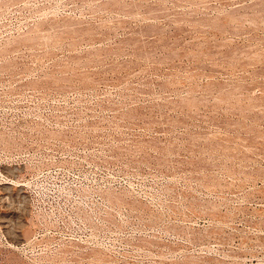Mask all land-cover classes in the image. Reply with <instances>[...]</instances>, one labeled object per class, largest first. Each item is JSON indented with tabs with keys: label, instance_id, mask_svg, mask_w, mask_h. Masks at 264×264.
<instances>
[{
	"label": "rangeland",
	"instance_id": "obj_1",
	"mask_svg": "<svg viewBox=\"0 0 264 264\" xmlns=\"http://www.w3.org/2000/svg\"><path fill=\"white\" fill-rule=\"evenodd\" d=\"M0 264H264V0H0Z\"/></svg>",
	"mask_w": 264,
	"mask_h": 264
},
{
	"label": "bare ground",
	"instance_id": "obj_2",
	"mask_svg": "<svg viewBox=\"0 0 264 264\" xmlns=\"http://www.w3.org/2000/svg\"><path fill=\"white\" fill-rule=\"evenodd\" d=\"M68 23V22H67ZM70 23V22H69ZM67 26V25H66ZM69 26V25H68ZM70 26H71V24H70ZM63 27H65V26H63ZM64 29V28H63ZM67 29V28H66Z\"/></svg>",
	"mask_w": 264,
	"mask_h": 264
}]
</instances>
